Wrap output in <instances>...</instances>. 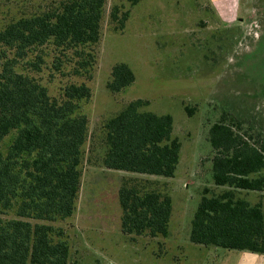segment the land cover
<instances>
[{
    "label": "rangeland",
    "instance_id": "rangeland-1",
    "mask_svg": "<svg viewBox=\"0 0 264 264\" xmlns=\"http://www.w3.org/2000/svg\"><path fill=\"white\" fill-rule=\"evenodd\" d=\"M60 1L0 0V29ZM231 1V14L220 17L210 0H140L135 5L106 0L93 76L87 81L92 96L80 102L88 117L80 190L72 215L53 222L69 244L68 264H264V253L190 240L203 188L215 192L226 188L213 183L211 126L222 119L227 124L236 121L241 126L235 129L245 140L264 141V0ZM115 6L120 17L129 11L123 28L120 20L112 19ZM45 51L52 53L49 46ZM122 62L136 78L113 93L107 82L112 67ZM19 69L37 77L54 97L61 95L65 84L84 81L71 73L69 65L55 71L52 55L41 71ZM137 98L148 101L141 110L173 117V135L181 141L173 177L108 169L103 163L105 123ZM11 138L5 139L4 147ZM121 187L171 197L167 236L122 231ZM238 196L251 204L261 202L264 211V191L240 190Z\"/></svg>",
    "mask_w": 264,
    "mask_h": 264
},
{
    "label": "trees",
    "instance_id": "trees-1",
    "mask_svg": "<svg viewBox=\"0 0 264 264\" xmlns=\"http://www.w3.org/2000/svg\"><path fill=\"white\" fill-rule=\"evenodd\" d=\"M129 1L135 5L140 0ZM105 4L106 0H61L0 29V213H14L0 216V264H68L69 244L53 222L72 215L80 190L82 148L88 135V117L80 102L92 96L87 81L93 76ZM111 16L123 28L129 11L120 17L115 6ZM47 46L52 53L45 51ZM50 55L55 71L69 65L84 81L65 84L54 97L37 77L19 69L41 71ZM135 78L128 64L118 63L107 88L120 92ZM147 103L131 100L105 123L103 163L108 169L173 177L181 150V141L173 135V117L141 110ZM240 126L222 119L210 128L213 183L226 188H203L190 240L264 253L262 203L238 196L240 190L264 191V141L245 140L235 129ZM118 197L124 233L169 234L170 196L121 187Z\"/></svg>",
    "mask_w": 264,
    "mask_h": 264
},
{
    "label": "crops",
    "instance_id": "crops-1",
    "mask_svg": "<svg viewBox=\"0 0 264 264\" xmlns=\"http://www.w3.org/2000/svg\"><path fill=\"white\" fill-rule=\"evenodd\" d=\"M223 1H224V3H223ZM223 1L210 0V2L212 4L211 6L213 8V11L218 13V15L220 17H222V15H228L229 16L231 14L229 12V9L233 6V2H234V1L232 2L231 0H223ZM223 19H225V22L228 21L227 18L223 17Z\"/></svg>",
    "mask_w": 264,
    "mask_h": 264
}]
</instances>
